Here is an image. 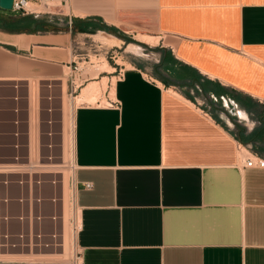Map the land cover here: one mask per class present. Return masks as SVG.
I'll use <instances>...</instances> for the list:
<instances>
[{
    "label": "crops",
    "instance_id": "0c3cea01",
    "mask_svg": "<svg viewBox=\"0 0 264 264\" xmlns=\"http://www.w3.org/2000/svg\"><path fill=\"white\" fill-rule=\"evenodd\" d=\"M63 16L58 33L0 27L11 101L31 75L73 85L77 35L159 38L105 93L120 108L82 104L73 115L85 264H264V168L244 164L264 159V140H240L260 126L249 102L264 111V0H69Z\"/></svg>",
    "mask_w": 264,
    "mask_h": 264
},
{
    "label": "rangeland",
    "instance_id": "374dc122",
    "mask_svg": "<svg viewBox=\"0 0 264 264\" xmlns=\"http://www.w3.org/2000/svg\"><path fill=\"white\" fill-rule=\"evenodd\" d=\"M49 5H53V7H51L52 10H46V6L38 7L37 12H41V14L39 15V19H47L49 21V23L52 25L50 26L51 28L49 29V32H62L63 27L66 24L65 17L63 16V5H61L60 2H51L49 3ZM0 11L3 14H7L8 16H14L16 14L12 10L5 11L0 8ZM106 32L109 34L112 33L108 31ZM129 32H131V34L121 33L124 37L128 38L129 41L119 37V35H116L117 37H119V39L123 41V44L121 45L102 44L94 38V35L98 34L97 32L88 34L90 36L77 35V40L75 42V50L77 51L78 56H82L83 58H80V60H77V63H75V66L77 65L79 69L76 71L78 78L75 79L76 77H74L75 81H73V85L71 82H68V77H66L67 88L65 93L64 88L62 87L64 83L62 80L61 84L59 82H56L55 84H49V82L53 81H47V79L40 78L37 75H31L29 77L30 82L28 83V85H26L27 83L24 82V85L26 87L24 85V87L22 88L21 86H18L20 87L18 89L20 93L17 95V99L15 101L10 100V89L0 90V180L7 179L9 182H12L9 183V189L12 190L14 193H18V191L21 190L20 187H22V185L19 184L21 180L25 181V183H27V185L31 187L33 179H36L34 180L35 182H41V187H43V193L54 194L56 190L58 191V193L62 192V188L64 190V186H58V188L55 190L54 187L48 184V181H54V179H57L63 181L64 184V176H67V187L64 192L66 233L68 246V253L66 255L67 257H62L65 259L58 260H50L55 258H42L43 260H39V258L33 256L34 258L32 257L30 259H25L27 261L66 262L69 261L72 256V218L75 214L74 206L72 203V178L74 176V168L73 156L69 155V157L65 159L63 151L64 126L62 100L63 97H65V113L67 114V120L65 122V133L68 134L66 136L68 141L70 142V139L73 138L74 124L72 123L73 115L75 113L76 108L82 104L96 105L98 102H101L103 105L107 104L105 93L109 90L111 84L115 86L117 79L113 77H115L117 73H112L108 75V73L105 72H113V67H116V63L121 64V66L125 65L128 68H131L129 63L142 64L149 57V54L151 53L150 46L144 43H140L135 39V36H137V34L144 33L135 30H129ZM112 35L115 34L112 33ZM131 44L141 46L144 55L139 56L128 52L127 48ZM30 65L31 64L28 61H25L26 69L30 70ZM104 78L107 79L104 80ZM95 81L101 83L103 81V87L100 88L99 93L93 95L85 94L84 89L87 88L91 82ZM30 84L32 85L31 89H33V95L31 94L30 89L28 87ZM33 84L36 85L34 86ZM48 84L52 87V89L48 88ZM35 88H37V90ZM111 96H114V90L111 91ZM29 98L31 100V103L33 104L32 111L36 109L33 111V113L31 111L33 116H31V120L29 118L31 107ZM33 118H35V120ZM33 122H35V124ZM257 122L260 123L259 121ZM30 128L31 130H33V142L32 139H30ZM16 134H18V136H15ZM31 142L32 147L33 145L34 148L35 146L37 147L34 150L39 152L34 151L33 157L30 160L29 145L31 144ZM20 167H23L21 169L23 171H27L28 173L26 172L25 174H17L14 172H10L17 171L18 169H20ZM57 171H60V173H57ZM30 173L32 176L31 178ZM29 179L31 180V182H29ZM2 189L5 188L2 187L0 190ZM45 253L47 254L42 255L51 254L53 253V251L47 250L45 251ZM61 253L62 251L58 252V254ZM0 260L16 261V259L4 258L3 256H0Z\"/></svg>",
    "mask_w": 264,
    "mask_h": 264
},
{
    "label": "built area",
    "instance_id": "2783aa9c",
    "mask_svg": "<svg viewBox=\"0 0 264 264\" xmlns=\"http://www.w3.org/2000/svg\"><path fill=\"white\" fill-rule=\"evenodd\" d=\"M69 0H14L12 11L23 16L32 15L39 17L33 7H49L51 2H60L63 5ZM79 58H83L82 56ZM119 68L116 73L119 80L124 77V66L116 63ZM75 66V70H78ZM108 108H120V102L108 99ZM17 123V122H16ZM15 136H18L16 134ZM238 151H244V144H238ZM244 164L248 168H264V159L258 157L246 158ZM73 168L74 162H73ZM31 183V187L20 181V191L14 193L9 189L7 179L0 180V256H36L47 254L45 251L52 250L51 254H64L66 241V216L64 211V190L58 193V186L63 187V181L54 179L48 184L55 188L54 194L42 192L41 182ZM3 185V186H2ZM91 189L92 184H86ZM5 190V192H4ZM72 203L74 206V217L72 218V256L68 261L70 264H85L83 251L78 244V235L81 231L79 211L76 204L75 188L72 185ZM1 261V260H0Z\"/></svg>",
    "mask_w": 264,
    "mask_h": 264
},
{
    "label": "bare ground",
    "instance_id": "6f19581e",
    "mask_svg": "<svg viewBox=\"0 0 264 264\" xmlns=\"http://www.w3.org/2000/svg\"><path fill=\"white\" fill-rule=\"evenodd\" d=\"M50 6V8L49 7H45V9L46 10H52L51 9V7H53V5H49ZM39 7V6H38ZM38 7H33L35 10H38ZM94 38H95V40H97V41H99V42H101L102 44H106V45H109V44H117V45H121V44H123V41L121 40V39H119V38H117V37H115V36H112V35H107V34H105V33H99V34H97V35H94ZM135 39L138 41V42H140V43H144V44H146V45H149V46H156L157 44H158V38H154V37H150V36H148V35H143V34H137V36H135ZM127 51L128 52H130V53H132V54H135V55H139V56H142V55H144V53H143V50H142V47L141 46H139V45H135V44H131V45H129V47L127 48ZM102 66V65H101ZM102 69V68H101ZM115 78V77H114ZM105 79H107V78H104V80ZM103 80V81H104ZM62 81L64 82L63 83V85H62V87L64 88V93L66 92V88H67V83H66V79H62ZM103 81H102V83H103ZM33 82V81H32ZM105 82V81H104ZM59 83L61 84V82L59 81ZM102 83L101 82H98V81H95V82H91L90 83V85L87 87V88H85L84 89V93L85 94H90V95H93V94H98L99 93V90H100V88L101 87H103V85H102ZM37 84V83H36ZM35 84V85H36ZM34 85V84H33ZM34 85V86H35ZM23 86V85H22ZM21 86V87H22ZM25 86V85H24ZM23 86V87H24ZM48 86V85H47ZM29 89H30V92H31V94H32V91H33V89H31V87H32V85L30 84L29 86ZM1 88V87H0ZM48 88H50V89H52V87L49 85V87ZM36 90H37V88H35ZM63 91V90H62ZM38 93V92H37ZM34 94V93H33ZM32 94V95H33ZM36 94V93H35ZM65 95V94H64ZM31 96V95H30ZM35 96H37V95H35ZM96 96V95H95ZM94 96V97H95ZM98 96V95H97ZM29 97V96H28ZM31 98V97H30ZM30 98H29V100H30ZM33 98V97H32ZM99 98V97H98ZM50 100V99H49ZM95 100H96V98H95ZM94 100V101H95ZM37 101V100H36ZM63 151H64V156H65V159H67V157H69V155L70 156H73V140L72 139H70V142L68 141V139H67V136L66 135H68V134H66L65 133V127H66V120H67V114L65 113V110H66V103H65V97H63ZM36 104V103H35ZM37 105H38V103H37ZM36 105V106H37ZM30 120H31V116H32V113H33V111L34 110H36V109H34L33 111H32V109H33V104L31 103V100H30ZM38 108V107H37ZM31 111H32V113H31ZM37 112V111H36ZM35 112V113H36ZM71 116V115H70ZM33 117V116H32ZM35 117H36V115H35ZM66 118V119H65ZM34 120H35V118H33ZM30 120H29V125H30ZM34 120H32V121H34ZM37 120V119H36ZM38 121V120H37ZM36 122V121H35ZM35 122H33L34 124H35ZM17 124V123H16ZM33 124V125H34ZM73 124V123H72ZM36 126V125H35ZM31 127V126H30ZM37 128V127H36ZM36 132V131H35ZM30 139H32V142H33V130H31V128H30ZM68 133V132H67ZM36 137V136H35ZM32 142H31V144L29 145L30 146V160L32 159V157H33V154H34V151H36V150H34L35 148H37L36 146H35V148H34V145H33V147H32ZM36 152H39V151H36ZM38 156V155H37ZM35 159V158H34ZM14 168V167H13ZM21 168H23V167H20V169H18L17 171H10L11 173L12 172H14V173H17V174H25L27 171H23ZM28 168V167H27ZM10 172H6V173H10ZM28 173V172H27ZM57 173H60V171H57ZM29 175V174H28ZM32 176H31V173H30V178H31ZM30 180V179H29ZM29 182H31V180L29 181ZM67 176H64V184H63V186H64V192H65V189H66V187H67ZM64 200H65V193H64ZM65 204V203H64ZM64 211H65V205H64ZM65 215H66V212H65ZM65 241H66V246H65V251H64V254H59V255H57V254H54V255H40V254H38V255H36V256H34V257H37V258H39V260L40 259H42V258H55V259H50V260H58V259H65V258H62V257H67L66 255H67V253H68V246H67V233L65 234ZM4 258H12V259H16V260H25V259H30V258H32L33 257V255H30V256H3ZM25 257V258H24ZM33 257V258H34ZM37 258H35V259H37ZM43 260V259H42Z\"/></svg>",
    "mask_w": 264,
    "mask_h": 264
},
{
    "label": "trees",
    "instance_id": "16d2710c",
    "mask_svg": "<svg viewBox=\"0 0 264 264\" xmlns=\"http://www.w3.org/2000/svg\"><path fill=\"white\" fill-rule=\"evenodd\" d=\"M50 26H52L47 19H39L35 18L32 15L28 16H19L16 18L15 16H7L3 17L1 19V28L4 29L6 32L11 34H36L38 32H49ZM116 35L117 32H115ZM119 37L126 39L129 41L128 38L124 37L122 34L119 35ZM251 108L255 109L256 112V118L261 123L260 126H257L251 136V139H245L244 137H241L240 140L244 144H249L250 142L257 141L258 140H264V111H261L260 105H255L249 102ZM243 134L245 133V130L242 129L241 131Z\"/></svg>",
    "mask_w": 264,
    "mask_h": 264
},
{
    "label": "water",
    "instance_id": "95a60500",
    "mask_svg": "<svg viewBox=\"0 0 264 264\" xmlns=\"http://www.w3.org/2000/svg\"><path fill=\"white\" fill-rule=\"evenodd\" d=\"M14 0H0V8L5 11H11L13 9Z\"/></svg>",
    "mask_w": 264,
    "mask_h": 264
}]
</instances>
